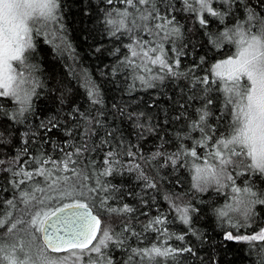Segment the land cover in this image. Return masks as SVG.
Returning a JSON list of instances; mask_svg holds the SVG:
<instances>
[{"label": "trees", "instance_id": "obj_1", "mask_svg": "<svg viewBox=\"0 0 264 264\" xmlns=\"http://www.w3.org/2000/svg\"><path fill=\"white\" fill-rule=\"evenodd\" d=\"M153 2L162 14L175 16L182 31L178 43H187V47L183 49L186 55L179 57L180 64L175 69L178 75L166 76L162 82L151 80L152 87L137 77L143 75L147 79L159 74V67L149 65L153 71L147 73L130 66L127 61L131 54L127 46L133 43L132 34L121 31L113 35L114 29L110 30L104 23L106 14L126 7L121 0H113L112 4L107 0H58L59 22L50 24L48 29L34 26V48L28 53V63L35 65L34 77L43 87L37 89L39 95L33 98V109L18 122L12 118L17 105L10 99L0 98V161L11 159L16 164L0 171V212L7 210L5 200L19 195L13 182L23 176L13 175L14 171L22 166L25 171L39 167L33 157L50 156L60 160L64 152L75 151L70 145L79 147L87 139L89 148L95 151L85 153L77 168H84L89 176L84 181L89 188L103 185L107 189L88 195L87 203L101 218V225L109 222L111 232L124 241L122 245L110 242L103 250L101 264H106L108 259L112 264H264V240L224 238L228 232L242 237L253 236L264 229V203L249 206L250 201L264 200V174L230 166L234 185L232 181H225L223 187L211 185L204 191L194 188L192 179L194 164L203 165L208 153L214 150L213 139L203 147L198 146L204 132L194 127L207 99L213 100V104L208 105V134L219 139L222 133L231 131L230 117L221 119L224 116L223 95L215 84H196L195 77L210 75L215 63L235 56L236 45L223 38L217 41V38L237 21L243 22L246 18L244 4L254 5L256 0H238V4L232 5L230 14L222 18L202 14L207 18V27L199 24L195 13L182 10L183 0ZM168 2L175 7L170 14L164 11ZM214 5L219 11L226 10L222 0H214ZM129 11L135 13L134 9ZM140 35L151 39L143 32ZM164 47L168 58L176 59L173 45L166 41ZM136 63L140 61L136 59ZM88 84L95 86V97H89ZM93 99L98 102L93 103ZM130 116L133 118L129 119ZM53 117L58 127L45 133L41 122L47 123ZM138 124H142L143 129L137 127ZM89 131L91 135L86 136ZM54 144L58 147L54 148ZM192 147H196L199 159L182 155L175 166L165 163L168 155ZM109 150L118 153L119 163L112 175L100 176L105 167L104 154ZM129 151L135 153V158L127 155ZM157 151L164 156L152 160ZM86 161L95 163L86 165ZM136 164L140 165L137 171L129 170L128 165L135 167ZM141 173L157 187H146ZM37 181L45 188L51 182L36 176L21 188L35 186ZM233 187L251 188L256 196L243 191L235 193ZM48 195L55 198L59 193L51 191ZM166 195L177 204L191 206L187 224L180 219L170 200L165 199ZM105 197L107 204L101 206L100 201ZM70 202L69 199L50 201L52 207ZM125 204L133 211L119 214L107 211L109 207L122 208ZM19 207L24 206L20 204ZM221 211H226L227 215L221 216ZM156 217L165 220L163 225L156 226L166 229L164 235L154 229H145ZM125 224L131 228L128 233L123 232ZM19 239L27 240L23 231ZM37 243L42 245L39 240ZM153 244L192 251H175L151 261L132 256L131 249L149 248ZM89 257L96 258V255H88L86 261Z\"/></svg>", "mask_w": 264, "mask_h": 264}, {"label": "snow or ice", "instance_id": "obj_2", "mask_svg": "<svg viewBox=\"0 0 264 264\" xmlns=\"http://www.w3.org/2000/svg\"><path fill=\"white\" fill-rule=\"evenodd\" d=\"M112 2L113 0H107L108 4ZM121 2L126 4V7L123 10H116L114 14H106L104 23L109 26L110 30L114 29L111 32L113 35L121 31L132 34L133 43L127 46L131 54V58L127 61L130 66L147 73L153 71L149 65L158 66L160 70L159 74H153L147 79L143 75L137 78L152 87L154 85L150 82L151 80L162 82L166 76L178 75L175 69L179 67V57L186 55L183 49L187 47V43H178L182 38V31L175 16L162 14L161 9L153 0H121ZM160 2L165 3V0H160ZM234 3L238 4V0H222V6L226 10L219 11L214 5V0H183L182 10L195 13L199 24L207 27V18L202 14L222 18L230 14ZM146 5L149 7L143 9L140 7ZM59 7L58 0H0V98L10 99L17 105L12 118L18 122L21 117L26 118V113L32 111L33 98L39 95L37 89L43 87L41 82L34 77L35 65L28 63V53L34 48L33 28L40 23H43L44 27L58 23L57 10ZM130 8L134 9L135 13L130 12ZM244 8L246 10L245 20L237 21L232 28H226L221 33V37L217 38V41L223 38L234 43L237 49L235 56L215 63L210 75L195 77V83L198 85L215 84L217 86V90L223 95L224 116L221 119L230 117L229 128L231 129L227 134L222 133L219 139L208 134L210 131L206 123L210 115L208 105L213 104V100L207 99L194 124V127H199L204 132L198 146L203 147L209 139L214 140L212 145L214 150L208 153L203 165L194 164L193 187L200 191H204L212 183L223 187L225 181H232L234 185L233 176L229 173L230 166L245 170L251 169L264 174V0H256L254 5L246 3ZM164 11L170 14L175 11V7L168 2ZM150 21H156V23H149ZM141 32L151 39L142 38ZM166 41L173 45L176 55L174 60H170L167 56L164 47ZM136 59L140 61L139 64L136 63ZM201 61H204V57H201ZM87 88L89 97H95V86L88 84ZM96 102L98 101L93 99V103ZM132 118L129 117V119ZM40 127L45 130V133H50L58 127V121L53 117L47 123L42 121ZM137 127L143 129L144 126L138 124ZM85 135L89 136L91 132H86ZM53 147L58 146L54 144ZM69 147H75V151L64 152L60 160L50 156L33 157L32 159L39 167L25 171L22 166L19 171L13 172V175L23 176V179L13 182V187L19 189V195L5 200L7 210L0 212V230H3L0 232V264H68L70 258L72 264H81L88 254H96V258L89 257L86 264H101V258L104 255L102 249L107 248L109 242L118 245L124 243L122 239H117L109 228L101 227V218L93 215L87 203L88 195L98 190L107 191L103 185H98V188H89L84 183L89 176L85 174L84 168H77V165L81 163L80 158L95 149L89 148L87 139L79 147L75 145ZM127 155L135 158V153L132 151H129ZM182 155L199 159L196 147H192L168 155L165 163L175 166ZM163 156L162 152L157 151L151 159L155 160ZM94 163V161L85 162L86 165H94ZM118 163V153L112 150L107 151L103 159L105 167L99 175H112ZM45 165L53 167L47 169ZM135 167L139 169L140 165L136 164ZM129 170L132 169L129 168ZM64 173L69 175H63ZM141 175L143 176V173ZM36 176L45 177L46 182L49 180L51 182L46 184V188L41 187L39 181L35 183V186L27 189L21 188V185L34 181ZM143 179L147 182L146 187H157L156 183L150 181L147 176H143ZM51 191H57L58 197H50L48 193ZM241 191L247 195L256 196L251 188L246 187L241 190L233 187V192L240 193ZM37 193L40 195L38 196ZM77 196L84 199H76ZM52 199L61 201L69 199L71 202L52 207L50 203ZM165 199L170 200L180 219L187 224L191 206L177 204L167 195ZM257 202L264 203V200L250 201L249 206ZM20 204L24 207L20 208ZM100 204L101 206L106 205L107 197L101 199ZM107 211L119 214L130 213L133 209L125 204L122 208L109 207ZM219 214L225 216L227 212L221 211ZM245 214L247 215V210ZM54 217L57 222L65 226L62 234L59 228L55 231L50 230L54 228ZM164 223L163 218L156 217L145 225V229H154L164 235L166 229L156 227ZM21 231L27 240L19 239ZM130 231V226L125 224L123 232ZM98 232L101 233L99 238ZM224 238L245 241L264 240V229L257 235L242 237L228 232L225 233ZM38 240L43 244L37 243ZM93 241L97 242L93 244ZM25 247L37 248L38 261L32 260L25 252ZM46 251L64 252L68 253V256L52 257L46 255ZM175 251L191 252L192 250L190 248L173 250L155 244L149 248L131 249L132 256H140L142 260L146 258L149 261L155 257L170 256ZM20 253L24 254L23 257L19 255ZM106 264H112L111 259H108Z\"/></svg>", "mask_w": 264, "mask_h": 264}, {"label": "rangeland", "instance_id": "obj_3", "mask_svg": "<svg viewBox=\"0 0 264 264\" xmlns=\"http://www.w3.org/2000/svg\"><path fill=\"white\" fill-rule=\"evenodd\" d=\"M35 26H38V27H40V28H44V25H43V23H40V24H37V25H35ZM49 27H51L50 25L48 26V27H46L45 29H48ZM3 161V163H0V171H4V170H6L8 167H13L14 165H16L15 164V161L14 160H11V159H4V160H2ZM128 167L129 168H131L132 170H134V171H137V168H135L134 166H130V165H128ZM211 185H214V186H218V185H216L215 183H212V184H210V185H208L207 187H209V186H211ZM219 188H220V186H218ZM110 223L108 222L107 223V225H101V227L102 228H109L110 229ZM111 230V229H110ZM261 232V231H260ZM259 232V233H260ZM259 233H257V234H259ZM257 234H255V235H257ZM101 235V233L99 232V235H98V238H99V236ZM97 241H95V243H96ZM94 243V244H95ZM110 243V242H109ZM109 245V244H108ZM105 249H107V248H103L102 249V251L103 250H105ZM25 252H27L28 253V255L32 258V260L33 261H38V257H39V252H38V250H37V248H35V247H32L31 249H29V248H27V247H25ZM45 254L46 255H48V256H52V257H61V258H63V257H66V256H68V253H65V254H59V255H57V254H51V253H49L48 251H46L45 252ZM21 257H23V253H20L19 254ZM88 255H90V254H88ZM88 255H86L84 258H83V260L81 261V264H86V258H88ZM92 255H96V254H92ZM68 264H72V259L70 258L69 259V262H68Z\"/></svg>", "mask_w": 264, "mask_h": 264}, {"label": "water", "instance_id": "obj_4", "mask_svg": "<svg viewBox=\"0 0 264 264\" xmlns=\"http://www.w3.org/2000/svg\"><path fill=\"white\" fill-rule=\"evenodd\" d=\"M93 212V211H92ZM93 215H96V214H94V212H93ZM53 224H54V228H52V229H50L51 231H55V229L56 228H59V229H61V234L63 233V231H64V224H61V223H59V222H57L56 221V218L54 217L53 218ZM99 235V232L97 233V236ZM41 243L43 244V242L41 241ZM95 243V241H93V244ZM49 253H51V254H57V255H59V254H65L64 252H60V253H53V252H51V251H48Z\"/></svg>", "mask_w": 264, "mask_h": 264}]
</instances>
